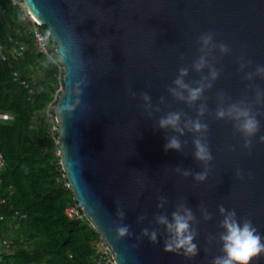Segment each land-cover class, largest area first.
Masks as SVG:
<instances>
[{"label": "water", "instance_id": "water-1", "mask_svg": "<svg viewBox=\"0 0 264 264\" xmlns=\"http://www.w3.org/2000/svg\"><path fill=\"white\" fill-rule=\"evenodd\" d=\"M31 16L47 25L65 72L64 89L54 112L59 125L60 162L69 186L101 240L108 246L117 264H211L220 255L222 245H208L209 234L222 231L218 206L235 209L239 219L250 218L264 235V115L261 132L253 140L251 153L243 147L240 135H233L231 120L214 117L218 106L217 92L223 91L231 101L253 102L255 93L248 89L252 81L243 79L238 59L251 61L247 71L264 65V0H23ZM215 33L217 43H226L231 53L221 56L216 50V67L222 69L208 97L209 125L207 142L214 157L211 173L204 183L184 178L174 169L181 166L194 172L203 170L192 155L194 135L183 152H165V137L171 131L157 130L156 122L168 111H183L196 118V108L176 101L167 88L178 75V69L189 66L199 55L198 37ZM72 33L79 55L61 57V44ZM185 59L181 61L180 55ZM204 73L191 70L186 81L193 83ZM87 78V86L77 83ZM255 85L264 89V79L256 77ZM151 85V87H149ZM136 93L132 98L128 87ZM193 86H195L193 84ZM141 92H148L161 111L150 118L143 109ZM166 103L159 104L160 97ZM82 101L72 115L62 110L65 103ZM199 103V102H198ZM264 113V107L255 106ZM230 146L235 148L231 151ZM241 169L244 179L236 177ZM252 172L251 179L248 173ZM158 195L167 197L164 209L157 207ZM186 199L199 220V255L193 259L164 251V235L158 245L147 238L138 241L142 229L159 227L154 223L158 213H171ZM117 202L123 207L131 225L132 238H115L114 222ZM203 204L211 221L199 212ZM146 215L137 224L138 215ZM164 233V228H160ZM138 247H133L134 245ZM208 249L206 252L205 249ZM264 264V258L259 261Z\"/></svg>", "mask_w": 264, "mask_h": 264}, {"label": "trees", "instance_id": "trees-1", "mask_svg": "<svg viewBox=\"0 0 264 264\" xmlns=\"http://www.w3.org/2000/svg\"><path fill=\"white\" fill-rule=\"evenodd\" d=\"M23 16L18 3L0 0V42L6 50L27 46L22 57L0 58V110L14 115L0 120V149L6 158L2 176L5 186L12 185L7 217L0 221V237L10 238L12 248L0 247V264H98L96 252L103 241L85 215L70 218L65 213L77 199L67 184L56 141L48 134L46 108L53 102L55 113L63 91L57 93L60 81L64 85L59 56L38 49ZM38 27L46 35L48 50L54 51L56 41L48 26ZM37 66L42 75L33 77Z\"/></svg>", "mask_w": 264, "mask_h": 264}, {"label": "clouds", "instance_id": "clouds-1", "mask_svg": "<svg viewBox=\"0 0 264 264\" xmlns=\"http://www.w3.org/2000/svg\"><path fill=\"white\" fill-rule=\"evenodd\" d=\"M215 35L213 32H205L198 37L199 55L190 67L182 65L178 69V75L173 80L172 85L167 88V92L176 101L186 104L189 108H196V118H192L183 111H168L159 117L155 127L157 130L162 129L172 133L165 137V152L169 150L183 152L187 141H182L180 138L189 133L194 135L192 140L194 152L192 155L203 165V170L194 172L191 169L177 166L174 171L184 178L192 177L198 183H204L208 180L212 171L210 165L214 159L207 142L209 125L204 122V117L209 114L208 97L205 92L213 89L222 71L216 67L217 58L214 53L219 50L221 56H224L232 51L226 43H217ZM60 54L62 58H72L79 55V47L72 33L66 34L65 42L61 44ZM180 59L181 61L185 59L184 54L180 55ZM238 63L239 71L244 73L243 79L253 82L247 87L255 93V99L253 102H249L247 99L232 102L231 97L227 96L225 92H217L218 106L214 117L217 120H231L233 122V135H240L243 147L251 153L253 140L261 132V121L258 116L264 115V113L255 111V106L264 107V89L256 86L254 81L256 77L264 79V65L257 64L254 71L245 72V69L250 67L252 62L245 61L243 57H240ZM190 68L200 74L207 69V75H201L199 80L189 83L186 81V77L190 74ZM87 83V78L80 80L77 83V89L80 90L81 85L86 87ZM128 93L132 98L137 96V93L130 86ZM139 96L144 102L143 109L150 118L161 111L159 105L153 104L152 97L148 92H141ZM81 103L80 99H76L74 103L70 101L62 106V110L72 115ZM164 103H166V97L161 96L159 104ZM259 143L264 144V135L259 136ZM229 150L235 151V148L230 146ZM252 176L253 173L249 172V179ZM236 177L240 180L244 179V173L241 169L236 170ZM157 200V207L164 209L168 203L167 197L158 195ZM198 210L205 221L213 219L214 214L210 213L203 204L199 205ZM218 210L223 217L219 223V228L222 231L218 233V240L216 235L209 234L207 243L212 245L214 242H219L222 247L220 249L221 254L215 256L211 264H259V261L264 258V235L259 232L250 218L239 219L235 209L228 210L223 205H219ZM116 215L118 221L114 222L116 224L115 238L117 240L132 238L134 233L131 230V225L123 223L126 213L119 202H117ZM146 219L147 216L141 214L137 216L136 222L143 224ZM153 220L159 227L154 229L143 228L141 235L135 237L138 241L147 238L153 245H158L160 242L158 237L164 235L165 252L174 253L186 259H193L199 255V245L195 242L199 236V220L186 199L176 204L175 210L171 213V219L165 212L156 214ZM161 227L164 228V233L160 232ZM138 246L137 244L133 247ZM205 251L207 252L208 249L206 248Z\"/></svg>", "mask_w": 264, "mask_h": 264}, {"label": "built area", "instance_id": "built-area-1", "mask_svg": "<svg viewBox=\"0 0 264 264\" xmlns=\"http://www.w3.org/2000/svg\"><path fill=\"white\" fill-rule=\"evenodd\" d=\"M15 3H18L22 9L24 10V18L28 20L29 25L32 28V31L34 32V38L36 41V44L38 46V49L40 51L45 52L47 55L50 57H53L55 53L58 55V52L56 50V47L54 51L48 50V45H47V39L46 35L44 34L43 31H41L38 27V22L31 16V13L29 10L26 8V6L23 3V0H13ZM28 17H31L32 22L28 19ZM41 25V24H40ZM27 46L25 44H20L18 47H14L10 50H6L4 45L0 42V58L3 60H9L11 57L18 58L22 57L24 55V52L26 51ZM60 61V58H59ZM58 61V63H59ZM61 62V61H60ZM60 66L63 65L59 63ZM64 66V65H63ZM14 76L17 78L18 71L14 72ZM26 86L29 87L30 91H33V87L29 86V83L27 81H23ZM64 85L60 81V85L57 89V93L63 90ZM51 102L49 106L46 108V113H47V121L49 123V130L48 134L52 137H54L56 141V153L60 155L59 152V125L56 120L55 113L52 112L51 108L53 107ZM13 118V114L8 112V111H1L0 110V119L2 120H9ZM6 167V158L4 155V152L0 149V221H3L6 219L7 214L5 212V208L8 205L9 202V196L7 194V191H9L12 187V185L5 186L4 185V179L2 176L3 170ZM69 185V183L67 182ZM65 213L67 214L68 217L70 218H76V217H82L85 215L84 213V208L83 206L76 201L75 203H71L66 206L65 208ZM26 214L23 213L21 216H25ZM86 216V215H85ZM11 243V240H9L6 237H0V247L2 246H9ZM96 261L98 264H117L112 256V253L108 246L103 242L102 246L99 247L98 251L96 252Z\"/></svg>", "mask_w": 264, "mask_h": 264}, {"label": "rangeland", "instance_id": "rangeland-1", "mask_svg": "<svg viewBox=\"0 0 264 264\" xmlns=\"http://www.w3.org/2000/svg\"><path fill=\"white\" fill-rule=\"evenodd\" d=\"M59 61V60H58ZM61 61V60H60ZM59 61V63L61 64V62ZM60 66V65H59ZM60 71H62V73H64L65 72V68H64V66L62 65V66H60ZM39 75H42V68L41 67H33L32 68V76L33 77H37V76H39ZM10 239V238H9ZM8 250L7 251H9L10 250V248H12L10 245L9 246H7L6 247Z\"/></svg>", "mask_w": 264, "mask_h": 264}, {"label": "crops", "instance_id": "crops-1", "mask_svg": "<svg viewBox=\"0 0 264 264\" xmlns=\"http://www.w3.org/2000/svg\"><path fill=\"white\" fill-rule=\"evenodd\" d=\"M14 77H15V76H14ZM15 78H16V77H15ZM17 78H19V77H17ZM23 81H24V80H23ZM31 92H32V91H31ZM8 112H10V111H8ZM10 113H12V112H10ZM12 114H13V113H12ZM13 118H14V115H13ZM13 118H12V119H13ZM0 120H2V119H0ZM9 120H11V119H9Z\"/></svg>", "mask_w": 264, "mask_h": 264}]
</instances>
